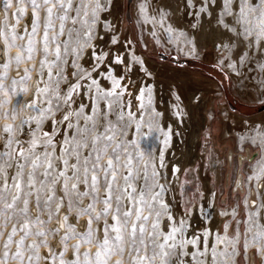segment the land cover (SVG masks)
Here are the masks:
<instances>
[{"label":"snow or ice","instance_id":"snow-or-ice-1","mask_svg":"<svg viewBox=\"0 0 264 264\" xmlns=\"http://www.w3.org/2000/svg\"><path fill=\"white\" fill-rule=\"evenodd\" d=\"M114 3L2 0L0 17L9 22L0 26V264H251L254 257L264 264V121L232 123L246 129L236 133L241 149L259 142L261 157L246 176L241 168L228 200L198 175L177 189L160 170L178 178L181 162L166 164L163 148L159 163L144 159L135 134L128 138L151 108L165 66L137 55L135 37L117 30L118 18L102 20ZM135 7L139 20L153 25L177 12L186 17L183 28L166 29L177 52L193 64H210L221 77L217 88L224 80L250 85L247 95L264 104V0H139ZM29 8L30 30L20 23ZM168 87L174 115L183 117L176 82ZM208 91L193 86L187 106L203 107L209 124L220 116L227 121L223 96L212 90L206 97ZM151 115L159 114L152 108ZM160 131L167 145L171 133ZM210 136L209 127L205 146ZM133 151L142 164L134 166ZM197 203L211 223L223 222L211 248L210 229L202 221L193 229L186 219Z\"/></svg>","mask_w":264,"mask_h":264},{"label":"rangeland","instance_id":"rangeland-1","mask_svg":"<svg viewBox=\"0 0 264 264\" xmlns=\"http://www.w3.org/2000/svg\"><path fill=\"white\" fill-rule=\"evenodd\" d=\"M75 2L79 3L80 0H75ZM85 2H87V0H85ZM138 2H139V0H131L130 3H129V0H115V3H114L115 5L113 4V7L110 9L111 15H105L104 13H101L102 20L107 19L111 23L114 22L113 24L117 23V19H114V17L118 18L120 27L118 28L119 30L118 29L117 30L122 31L123 35H126L129 39H132L133 37H135L136 44H134L133 47H137V45H138L137 55H141V54L146 53L149 63L151 62L150 64H155L158 68H160V66H162V65L165 66V67L161 68L159 75L157 76L158 78L156 77V79H155V82L156 81L157 82H156V84L154 83V89H155L154 92H157L156 94H158L160 92L163 93V94L159 95V96L162 95V101L159 98H156V96L153 93L152 106H151V108H149L145 111V115H144L143 120L141 121L140 128L137 129V128H135V126L130 128L129 129L130 135L128 138L131 139L132 138L131 134H135L137 145L139 146V150L141 152H143L144 159L151 160V158L154 156L156 158L157 163H159V152H160L161 148L164 149L165 159L167 158L165 160V163L167 162L168 164H171L172 161L174 162L176 160H179L180 158L181 159L183 158V160L180 159L181 160L180 162L182 164V169L178 175V178H172L173 176L171 175L170 171L166 169L167 170L166 172H168V175H167L168 180H173L177 189H179V181H182L185 179L192 180V178L194 176L198 175L201 178L202 182L207 183V185L209 187H212L213 184H215V187L217 190L223 189V191H218L219 199L221 201L228 200L229 197L231 196L230 189L235 187L236 176L240 172L241 168L245 169V176H246L247 175L246 170L248 168H250V166L252 164H255L258 160H260L261 151H260L259 142H257V144H252L250 141H246L244 146H243V149H241V147L239 146L236 134L232 133L231 136L229 134H225V132H224L225 131V122L232 125L233 121L236 120L235 122L237 123V120L240 117L242 119H246L254 127L255 125L264 121V104H261L258 101L253 102L251 97L247 95V93L251 87L250 85L245 86V85L237 84L235 82L230 83L228 80H224L222 86L217 88L218 85H221V77L217 74V71H214L212 69L210 64H207V63H205V64H199V63L193 64L190 62L189 57L185 56L183 53L177 52V50H176V48H177L176 38L174 35H170L166 31V29L168 28L169 25H171L172 28L175 30L183 28L185 25L186 18H181L180 14L177 12L174 16L170 14L169 18L167 20H165L163 22V24L157 23V24L153 25L151 22L145 23L142 20H139V18L137 16L135 6ZM151 2H152V0H149V3H151ZM30 11H31L30 8L27 9L25 16L20 21V23L22 25L28 26L29 30H30V25H31ZM84 11L85 10L82 7L81 8V16L84 15ZM0 13H2V0H0ZM116 13H117V15H116ZM90 15H91V13L89 10V16ZM149 15H152L151 10H149ZM178 16H179V18H178ZM157 20H159L158 16H157ZM8 22L9 21H5L2 19V17H0V26H6ZM11 22L15 23L14 20ZM68 25L72 26L71 21L68 22ZM76 27L79 28L80 24L77 23ZM154 27H155V35H153V28ZM100 30L101 31L104 30L102 24L100 26ZM19 31L23 32V29L21 28V29H19ZM73 35H75V33ZM145 45H147L146 48H145ZM13 52H15V49H13ZM183 65H187V66L185 68H183L182 71H174V73H173V70H172L173 68L179 69ZM21 67H23V65H21ZM169 70H170V72H169ZM209 74L211 75V77L213 79L209 78ZM194 76L201 77V81L199 80L200 83H199V81L197 82V81L193 80ZM164 77H166V78H164ZM177 77H178V79H177ZM133 79H135V77H133ZM167 80H168V83H167ZM176 80H177V82H179V85H180V86L179 85H177V86H178L179 93H181V99H183L185 103H187L186 98H187L188 93L190 91L189 89H191L193 86H203L206 89L209 87L210 89L208 88L209 91L206 93V97H209L212 95V90L219 92L223 96L225 103L228 104L227 109L222 107V108H220V112L223 113L224 111H227V112L231 113L228 120L225 121L223 116H220L217 121H213V122H211V124H209V122L206 119V116L204 115L203 107H201L200 109H193L190 107L191 110L188 108L187 109L188 113L186 115H184L183 117H179V116L174 115L176 109L173 108V104H175L176 101H175V98L172 95H170L171 93L169 91L168 86H169V83H171L172 81L176 82ZM179 80H181L182 82ZM149 81H148V83H151L153 80L149 79ZM164 81H165V83L163 84L162 82H164ZM183 81L184 82L186 81V82L184 83ZM177 82H176V84H178ZM189 82H190V84H189ZM193 82L195 84H193ZM124 83H127V81H125ZM182 84L184 85V87ZM108 86H110V85H108ZM160 86H161V88H159ZM188 86H192V87H188ZM157 88L159 90H157ZM182 91H184L185 93L187 91L188 92L185 94ZM183 94H185V95H183ZM184 96H185V98H184ZM169 98H171V100ZM127 99L128 98L126 96L125 100H127ZM155 99H157V100H155ZM167 99H169V100H167ZM168 101H170V102L172 101V102L170 103ZM137 103L134 102V106L132 107L131 111L137 112L138 109H137V106L135 105ZM185 103H183L184 106H185ZM152 108H154L156 113L159 114L158 116H152L151 115ZM168 108H171V109H168ZM126 109H125V111H126ZM159 110H160V112H159ZM172 111H173V113H172ZM191 115L192 116L194 115V116L192 117ZM137 116H139V115H137ZM198 117H200L201 120H200V118L198 119ZM235 117H238V118H235ZM110 118L113 121H115V119H116L115 115L111 116ZM138 118L140 119V117H137V120H139ZM175 118H176V120H175ZM253 119H256L257 121L253 120ZM203 120H204V124H202ZM190 121L191 122L193 121L192 124ZM254 121L256 123H254ZM200 123H201V125H198ZM241 123L243 124V121ZM238 124L240 125V123H238ZM177 125H179V126H177ZM180 126H182V127H180ZM192 126H193V128H192ZM196 126L198 127V129L196 128ZM209 127L211 129V136H210V138H207L208 143H207V146H205V139H206L205 130L208 129ZM177 128H178V130H177ZM160 129L168 130L172 136L174 135L173 138L171 136V139L169 140L167 145H165L163 143V135H162V132L160 131ZM185 129H187L189 131L187 132V130L185 131ZM236 129L238 130L237 133H241V134H243L246 131V129H244L242 127H239V128L236 127ZM243 129H244V131H242ZM176 130H177V132H176ZM193 131H195V133L197 134V137H195V138H193V133H194ZM183 132H184V134H182ZM189 134H191V135L189 136ZM249 135H251V133H249ZM177 136H179V137H177ZM182 137H184V138H182ZM177 138L179 141L177 140ZM183 139L184 140L186 139L185 143H184ZM194 139H195V143H194ZM176 142L178 143L177 144L178 147L176 146ZM179 142L181 144H179ZM183 144H185V145H183ZM183 147H185V148H183ZM187 148H189V149L187 150ZM230 151L232 152L231 156L233 157L231 160H229L227 158L228 153ZM197 154H199V155H197ZM242 154L246 155V157L243 158ZM193 155H194V157H193ZM247 155H249V156H247ZM133 156H134V166L137 162H139L140 164L143 163L142 160L138 161L135 158V151H133ZM237 157H240L241 159H237ZM122 159H123V157H122ZM188 159H191L192 161L189 162ZM170 160H172V161H170ZM184 168H191V169H193V171L190 172L189 174L185 175V173L183 171ZM161 170H163V169H161ZM148 172L150 175L151 164H149V166H148ZM161 173L163 174L162 171H161ZM141 182H143V181L141 180ZM81 190H82V186H81ZM101 191H103V188H101ZM246 192H247V185L245 184L240 189V192L238 195H240L242 197L243 194H245ZM190 194H191V188H188L187 195H190ZM85 199H87V198H85ZM196 205H198V206L196 207ZM196 205H195V210L196 209L197 210L194 211L189 218L187 217L188 219H190L191 224H192L194 229L197 227L198 224H200L201 221L204 222V219H202L203 213L201 212V205L199 203H197ZM183 211H184L183 207L178 208V210H177V218L178 219H179V214ZM208 215L212 216L213 214L209 213ZM238 218H240V217H238ZM218 219L219 218L217 217L216 218L217 223L215 222V224L214 223L210 224L211 221H209V219H207V222H206L207 227L210 229V232H211V236L209 237V240H210L209 248H211V242L215 240L216 233L219 231L221 234H223V231H224L223 222L221 220L219 221ZM206 224L204 222V223H202V226L204 227ZM208 224H210V225H208ZM234 227H235V225H233L232 228L229 229L230 235L232 234ZM240 227H241V232L243 233L244 225L241 224ZM253 231H255V229H253ZM189 232L187 233V235H189ZM201 236H202V234H201ZM201 246H202V244H201ZM219 247H223V245H220ZM258 261H259V257H254L251 264H258Z\"/></svg>","mask_w":264,"mask_h":264},{"label":"bare ground","instance_id":"bare-ground-1","mask_svg":"<svg viewBox=\"0 0 264 264\" xmlns=\"http://www.w3.org/2000/svg\"><path fill=\"white\" fill-rule=\"evenodd\" d=\"M114 5H115V4H114ZM117 5H118V4H117ZM117 7H118V6H117ZM117 7H116V8H117ZM120 8H121V7H120ZM114 9H115V8H114ZM116 10H117V9H116ZM114 11H115V10H114ZM116 15H117V13H116ZM178 18H179V16H178ZM178 18H177V19H178ZM185 18H186V17H185ZM178 20H179V19H178ZM115 21H116V20H115ZM113 23H114V22H113ZM183 23H184V22H183ZM183 23H182V24H183ZM118 30H119V29H118ZM150 63H151V62H150ZM167 69H168V68H167ZM177 69H178V68H177ZM164 70H165V69H164ZM166 72H167V71H166ZM169 72H170V70H169ZM183 72H184V71H183ZM162 73H163V72H162ZM173 73H174V71H173ZM182 74H183V73H182ZM162 75H163V74H162ZM183 76H184V75H183ZM166 77H167V76H166ZM166 77H164V78H166ZM191 77H192V76H191ZM157 78H158V77H157ZM164 78H163V79H164ZM179 78H180V77H179ZM173 79H174V78H173ZM177 79H178V77H177ZM181 79H182V78H181ZM185 79H186V78H185ZM150 80H151V79H150ZM157 80H158V79H157ZM168 80H169V79H168ZM168 80H167V83H168ZM182 80H183V79H182ZM190 80H191V79H190ZM148 81H149V80H148ZM179 81H181V80H179ZM200 81H201V79H200ZM200 81H199V83H200ZM204 81H205V80H204ZM149 82H150V81H149ZM152 82H153V81H152ZM152 82H151V83H152ZM156 82H157V81H156ZM156 82H155V84H156ZM176 82H177V80H176ZM181 82H182V81H181ZM183 82H184V81H183ZM185 82H186V81H185ZM185 82H184V83H185ZM187 82H188V81H187ZM206 82H207V81H206ZM162 83L164 84L165 81L162 82ZM177 83H178L177 85H179V82H177ZM186 84H187V83H186ZM189 84H190V82H189ZM191 84H192V83H191ZM193 84H195V83L193 82ZM160 85H161V84H160ZM167 85H168V84H167ZM182 85H183V84H182ZM182 85H181V86H182ZM158 86H159V85H158ZM179 86H180V85H179ZM185 86H186V85H185ZM205 86H206V85H205ZM183 87H184V85H183ZM183 87H182V88H183ZM188 87H192V86H188ZM155 88H156V87H155ZM159 88H161V86H160ZM162 88H163V87H162ZM182 88H181V89H182ZM185 88H186V87H185ZM185 88H184V89H185ZM208 88H209V87H208ZM208 88H207V89H208ZM188 89H189V88H188ZM209 89H210V88H209ZM157 90H159V89L157 88ZM185 90H186V89H185ZM189 90H190V89H189ZM189 90H188V91H189ZM154 91H155V89H153V93H154V95L156 96V98H159V99L162 101V95H161V96H159V95H160V94H163V93L160 92V93L156 94L157 92H154ZM188 91H187V92H188ZM158 92H159V91H158ZM182 92H184V91H182ZM187 92H186V93H187ZM164 93H165V92H164ZM184 93H185V92H184ZM186 93H185V94H186ZM180 94H181V93H180ZM185 94H183V95H185ZM170 95H171V94H170ZM165 96H166V95H165ZM125 98H126V97H125ZM127 98H128V97H127ZM182 98H183V97H182ZM184 98H185V96H184ZM169 99L171 100V98H169ZM169 99H167V100H169ZM186 99H187V98H186ZM155 100H157V99H155ZM182 100H183V99H182ZM161 101H160V102H161ZM173 101H174V100H173ZM183 101H184V100H183ZM134 102H135V101H134ZM156 102H157V101H156ZM168 102H170V101H168ZM171 102H172V101H171ZM171 102H170V103H171ZM136 103H137V102H136ZM184 103H185V102H184ZM159 104H160V103H159ZM161 104H162V103H161ZM163 104H164V103H163ZM135 105H137V104H135ZM155 105H156V104H155ZM180 107H181V111L185 112L186 114L188 113V112H187V109H188V108L190 109V107L187 106V103H185V106H184L183 104H181ZM161 109H162V108H161ZM168 109H171V108H168ZM172 109H173V108H172ZM136 110H137V109H136ZM190 110H191V109H190ZM126 111H127V109H126ZM162 111H163V110H162ZM170 111H171V110H170ZM133 112H134V111H133ZM159 112H160V110H159ZM168 113H169V112H168ZM172 113H173V111H172ZM234 115H235V114H234ZM171 116H172V115H171ZM191 116H192V115H191ZM193 116H194V115H193ZM193 116H192V117H193ZM137 117H139V116H137ZM137 117H136V118H137ZM187 117H188V116H187ZM190 118H191V117H190ZM199 118H200V117H198V119H199ZM235 118H238V117H235ZM138 119H139V118H138ZM180 119H181V118H180ZM248 119H249V118H248ZM257 119H258V118H257ZM175 120H176V118H175ZM177 120H178V119H177ZM186 120H187V119H186ZM189 120H190V119H189ZM200 120H201V118H200ZM234 120H235V119H234ZM250 120H251V119H250ZM253 120H256V119H253ZM253 120H252V121H253ZM184 121H185V120H184ZM187 121H188V120H187ZM235 121H236V120H235ZM242 121L244 122V121H247V120H246V119H242V118L239 117V119L237 120V124L240 123V125H241V124H242V123H241ZM256 121H257V120H256ZM261 121H262V120H261ZM190 122H191V121H190ZM192 122H193V121H192ZM192 122H191V124H192ZM197 122H198V121H197ZM228 122H229V121H228ZM258 122H259V121H258ZM176 123H177V122H176ZM181 123H182V122H181ZM184 123H185V122H184ZM231 123H232V122H231ZM254 123H256V122L254 121ZM188 124H189V123H188ZM202 124H204V120H203ZM259 124H260V123H259ZM173 125H174V124H173ZM175 125H176V124H175ZM198 125H201V123L198 124ZM238 125H239V124H238ZM177 126H179V125H177ZM182 126H183V125H182ZM182 126H180V127H182ZM189 126H190V125H189ZM166 127H167V126H166ZM175 127H176V126H175ZM183 127H184V126H183ZM199 127H200V126H199ZM171 128H172V127H171ZM190 128H191V127H190ZM192 128H193V126H192ZM192 128H191V129H192ZM196 128L198 129L197 126H196ZM237 128H239V127H237ZM172 129H173V128H172ZM179 129H180V128H179ZM188 129H189V128H188ZM199 129H200V128H199ZM229 129H231V132L234 133V134H236V133L238 132V130H237L236 128H232V125H231V124L225 122V131H224L225 134H228V130H229ZM177 130H178V128H177ZM177 130H176V132H177ZM186 130H187V129H185V131H186ZM239 130H240V129H239ZM188 131H189V130H187V132H188ZM242 131H244V129H243ZM174 132H175V131H174ZM181 132H182V131H181ZM181 132H180V133H181ZM193 132H194V133H193ZM193 132H192V133H193V138L197 137V134L195 133V131H193ZM172 133H173V132H172ZM185 133H186V132H185ZM190 133H191V132H190ZM182 134H184V132H183ZM162 135H163V134H162ZM178 135H179V134H178ZM190 135H191V134H189V136H190ZM171 136H172V135H171ZM173 136H174V135H173ZM173 136H172V138H173ZM160 137H161V136H160ZM177 137H179V136H177ZM180 137H181V136H180ZM191 137H192V136H191ZM198 137H199V136H198ZM182 138H184V137H182ZM177 140H178V138H177ZM183 140H184V139H183ZM185 140H186V139H185ZM185 140H184V143H185ZM189 140H190V139H189ZM160 141H161V140H160ZM174 141H175V140H174ZM178 141H179V140H178ZM180 142H181V141H180ZM180 142H179V144H181ZM182 142H183V141H182ZM186 142H187V141H186ZM192 142H193V141H192ZM174 143H175V142H174ZM194 143H195V139H194ZM177 144H178V143L176 142V146H177ZM183 145H185V144H183ZM195 145H196V144H195ZM174 146H175V145H174ZM174 146H173V147H174ZM177 147H178V146H177ZM194 147H195V146H194ZM170 148H171V147H170ZM183 148H185V147H183ZM190 148H191V147H190ZM181 149H182V148H181ZM188 149H189V148H187V150H188ZM195 150H196V149H195ZM185 151H186V150H185ZM193 151H194V150H193ZM187 152H188V151H187ZM189 153H190V152H189ZM194 153H195V152H194ZM231 153H232V152L230 151V152L228 153V156L231 155ZM182 155H183V154H182ZM185 155H186V154H185ZM197 155H199V154H197ZM244 156L246 157V155H243V154H242V157H243V158H244ZM247 156H249V155H247ZM183 157H184V156H183ZM187 157H188V156H187ZM191 157H192V156H191ZM193 157H194V155H193ZM195 157H196V156H195ZM185 158H186V157H185ZM188 158H189V157H188ZM166 159H167V158H166ZM166 159H165V160H166ZM173 159H174V158H173ZM175 159H176V158H175ZM180 159H181V158H180ZM180 159H179V161L183 160V158H182L181 160H180ZM167 161H168V160H167ZM170 161H172V160H170ZM188 161L190 162V161H192V160H191V159H188ZM172 162H173V161H172ZM174 162H175V161H174ZM187 163H188V162H187ZM166 164H168V163L166 162ZM167 170H168V169H167ZM167 170H166V169H163V170H161V171H162L163 173H165ZM169 175H170V174H169ZM169 177H170V176H169ZM171 177H172V176H171ZM172 178H174V177H172ZM206 180H207V179H206ZM197 206H198V205H196V207H197ZM196 210H197V209H196ZM196 210H195V211H196ZM188 218H189V217H188ZM188 218H187V219H188ZM202 219H204V222H205V224H206V222H207V218H205L204 214H203V218H202ZM218 220L220 221V219H218ZM209 221H210V220H209ZM204 222H203V223H204ZM216 223H217V222H216ZM219 223H220V222H219ZM210 224H211V222H210ZM210 224H208V225H210ZM214 224H215V223H214ZM214 224H213V225H214ZM193 225H194V224H193ZM205 226L207 227V224H206ZM205 226H204V227H205ZM194 227H195V226H194ZM193 229H194V228H193ZM189 235H190V236L192 235V231H191V230H190V232H189Z\"/></svg>","mask_w":264,"mask_h":264},{"label":"flooded vegetation","instance_id":"flooded-vegetation-1","mask_svg":"<svg viewBox=\"0 0 264 264\" xmlns=\"http://www.w3.org/2000/svg\"><path fill=\"white\" fill-rule=\"evenodd\" d=\"M245 157V156H244Z\"/></svg>","mask_w":264,"mask_h":264}]
</instances>
